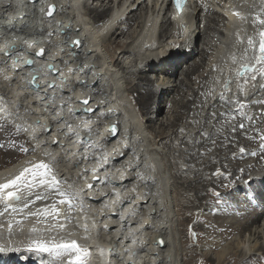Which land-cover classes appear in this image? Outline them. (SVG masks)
<instances>
[{"label": "bare ground", "instance_id": "bare-ground-1", "mask_svg": "<svg viewBox=\"0 0 264 264\" xmlns=\"http://www.w3.org/2000/svg\"><path fill=\"white\" fill-rule=\"evenodd\" d=\"M84 1L0 0V116L33 149L16 162V152L0 159V183L43 162L65 193L37 181L20 188V200L0 201V257L79 238L88 264H264V64L254 67L264 0H207L178 17L161 14L165 0ZM184 22L188 38L171 52ZM242 68L258 79L238 82ZM155 70L162 74L153 79ZM2 145L0 153L11 147ZM52 206L65 207L72 224L62 227ZM186 211L199 239L189 250L180 248Z\"/></svg>", "mask_w": 264, "mask_h": 264}, {"label": "snow or ice", "instance_id": "snow-or-ice-1", "mask_svg": "<svg viewBox=\"0 0 264 264\" xmlns=\"http://www.w3.org/2000/svg\"><path fill=\"white\" fill-rule=\"evenodd\" d=\"M33 2H35V0H33ZM185 0H174L175 6L177 8L178 11L181 10L182 5L184 4ZM55 12V5H50L48 10H47V15L49 17H52L54 15ZM237 15H239V13H236ZM259 23L261 25H264V19H260ZM260 36V40H259V55L255 57L256 59V63L257 64H264V31H261L259 33ZM248 44L252 45L253 41L251 39L248 40ZM45 52L44 49H40V51L38 53H36V55H43ZM5 55H8L7 52H5ZM248 69L245 68V71H247ZM252 71L256 72V71H260L257 70L255 68L252 69ZM260 75L262 77H264V71H260ZM253 80L257 79V76H253L252 77ZM227 86V84H226ZM48 87L50 88H55L56 86L54 84H49ZM82 103L84 104H88V100L85 99ZM237 103H240L239 101H237ZM257 103H260V101H257ZM245 105L244 103H240V107L243 108ZM88 111H93L92 109H88ZM215 115V114H213ZM70 127V125H69ZM239 127L241 129H243L244 125L240 124ZM235 130V129H233ZM262 140H264V137H261ZM54 143H58V141H53ZM0 147H3L2 144H0ZM262 148H264V144L261 145ZM22 151H27V149H21ZM241 152H244V149L241 148L240 149ZM255 154V153H253ZM49 172H50V168L49 165L43 162H40L36 165H34L31 168H24L18 176H16L14 179L8 181L7 183H0V199H4V200H12V199H16V200H20L21 197L17 194L18 191L20 190V188L22 186L27 187V188H31L33 186V183L37 182L40 185H46L52 189L57 190L58 194L60 196H64L65 193L61 190H59L58 185H59V181L56 179V177L53 175L51 177V179H49ZM31 175V181L28 180V175ZM219 174V173H217ZM89 188L92 187L91 184L88 185ZM8 189H16L15 191L13 190H8ZM5 190H8L5 194ZM212 194L214 196L219 197L220 193L216 192L214 189L211 190ZM37 199H42L41 196H37ZM60 203H65L64 200H60ZM25 207H27V203H25ZM53 212L56 211L55 206H53ZM69 211H71V209H69ZM46 214H51V213H46ZM33 231H35V229H33ZM193 236H195V233H192ZM36 247L39 251L41 252H49V253H54L55 255L59 256L61 255L62 252H68V251H74L77 253V255L75 256V261H72L71 259L68 261V264H84V257L87 256L89 254L88 250L86 249H81L76 241H71L70 243H62V244H53L51 246L43 243V242H36ZM3 248H0V251H3Z\"/></svg>", "mask_w": 264, "mask_h": 264}, {"label": "rangeland", "instance_id": "rangeland-1", "mask_svg": "<svg viewBox=\"0 0 264 264\" xmlns=\"http://www.w3.org/2000/svg\"><path fill=\"white\" fill-rule=\"evenodd\" d=\"M90 2V1H89ZM80 7V6H79ZM79 10H81L80 8H79ZM122 60H126L125 59V55L122 57ZM187 61V59H183L182 61H181V64H183L184 62H186ZM120 63L122 64V61H120ZM184 65L185 64H183V67H184ZM255 66H258V64L256 63L255 65H254V67ZM245 73L246 72H244L243 71V68L242 69H240L239 71H238V73H237V75H238V77H240V80H238V82H240V81H242L243 79H245V82L246 83H248V84H251V83H253V79H252V77H250V76H248L247 78L245 77ZM152 75L154 76L155 75V72L154 73H152ZM152 75L150 74V76L152 77ZM245 77V78H244ZM153 78V77H152ZM258 79V78H257ZM258 81V80H257ZM243 90L244 91H249V89L248 88H243ZM248 93V92H247ZM245 98V97H244ZM247 98H249V94H246V99ZM137 100H138V102H140L141 101V97H137ZM147 113H149V114H151V112H147ZM0 119H2L1 121H0V144H5V143H7V146H8V143H9V145L11 146L9 149H5V150H3L1 153H0V159H3V158H5V156H7L8 154H10V153H13V152H16V154H17V156L14 158V159H12V160H10L9 162H16L17 160H19L20 158H22V157H24V156H26V155H28L29 154V152H31L33 149L32 148H29V141H28V139H26L27 137L24 135L25 133L21 130V127H16V126H14V124H11V121H9V120H6V119H4V118H1L0 117ZM5 122H9V124L8 123H5ZM13 125V126H12ZM24 133V134H23ZM264 141V140H263ZM263 144V143H262ZM262 144H260V145H258V147H259V149L260 150H262V147H261V145ZM162 147L164 148V150H166L167 151V149L162 145ZM21 149H27V151H22ZM239 152V151H238ZM18 157V158H17ZM17 158V159H16ZM6 159H8V158H6ZM247 159H249L248 161H250V158H247ZM52 175V173H51V171L49 172V176H51ZM219 175H220V173L219 174H215L214 175V177H216V178H218L219 177ZM258 184L259 185H262V184H264V182L263 183H259L258 182ZM180 188H183V186L182 187H180ZM212 190V189H211ZM209 191L210 193H212V191ZM247 190V188H238V189H236V192L238 193V194H243L245 191ZM252 195V194H251ZM0 201L2 202L3 201V203H5V201H7V200H4V199H0ZM178 204H179V206H181V208L184 210L186 207H187V205L185 204V203H183V202H180L179 203V201H178ZM78 206H80V205H78ZM210 208V209H212L213 207H214V204L213 203H209V204H207V206H205V208ZM79 208H82V210H83V206L81 205ZM205 208H204V211H203V213L205 212ZM53 209V206L52 207H50V210L51 211H53L52 210ZM214 209V208H213ZM26 210V209H25ZM23 211V212H21L19 215H22V214H24V212H27V211ZM50 212V211H49ZM56 215L58 216L57 218H58V220H60L59 222H62L63 224V226L62 227H64V226H67L69 223H71L72 224V222L70 221L71 220V218L69 217V216H64L65 214L67 215L68 214V210H66V208L65 207H63L62 209H60V208H57L56 209ZM85 213V212H84ZM202 213V212H201ZM54 216H55V213H52ZM188 214V215H187ZM189 211H186V212H184L183 213V215L181 216V221L184 223V228H183V241H184V243L186 244H180V248H181V246L182 247H184V249L185 250H189V249H192V248H194L196 245H198L199 244V239H198V230L197 229H195L194 227H193V224L196 222L195 221V218H193V217H189ZM26 218V217H25ZM27 218H36L34 215H33V217H27ZM56 218V217H55ZM92 219V217L91 216H89L88 218H87V216L84 218V221L83 222H87L88 220L90 221V219ZM23 220V219H22ZM22 220H20V221H18V222H14L12 219H11V217H10V222L11 223H20ZM69 220V221H68ZM86 220V221H85ZM68 221V222H67ZM67 222V223H66ZM88 223V222H87ZM82 227V226H81ZM185 229H186V234H185ZM192 233H195V236H193L192 235ZM197 234V235H196ZM85 238V237H84ZM262 241H264V239H262ZM77 243H78V246L82 249V247H86L87 245H85L86 244V241H84V240H79V238H78V240L76 241ZM253 244V243H252ZM248 246H249V243H244L243 244V247L245 248H248ZM253 246V245H252ZM87 248V247H86ZM245 248V249H246ZM254 248V247H253ZM251 251H249V253H250ZM62 254H63V257L65 258V257H68V255L69 254H72V255H74V254H77L76 252H74V251H68V252H62ZM89 254H90V251H89ZM190 254L191 253H185V257H184V259H183V257H180V259L182 260V263L184 262V260H186V261H190V259H191V256H190ZM68 261V260H67ZM88 262V257L87 258H85L84 259V264H88L87 263ZM187 264H190V263H188L187 262Z\"/></svg>", "mask_w": 264, "mask_h": 264}, {"label": "clouds", "instance_id": "clouds-1", "mask_svg": "<svg viewBox=\"0 0 264 264\" xmlns=\"http://www.w3.org/2000/svg\"><path fill=\"white\" fill-rule=\"evenodd\" d=\"M2 1H3V0H2ZM5 1H6V0H5ZM204 2H205V4H208V1H207V0H204ZM87 3H88V0H85V1L82 3L81 6H84V7H85V4H87ZM205 4H204V5H205ZM202 5H203V4L198 3V4L196 5V8H195V9H199ZM111 7H112L113 9H116V8H114L115 6H111ZM166 10H167L166 8H163V7H162V9H161V14L165 13ZM170 10H171V14L174 15V17H178L177 14H176V12H175L173 9H170ZM192 10H194V9H192ZM148 11H149V13H151V9H149ZM188 22L190 23V21H188ZM188 22H187V25L181 24V29H180V31H181L182 33L186 34V36L184 37V39L181 38L180 40H178V41H180V42H181V41H186L187 38H188V34H189L190 31H185L186 28H189V23H188ZM1 52H2L3 54H5V52H9V51H8V50H5V47H4L3 49H1ZM127 55H128V54H127ZM160 55H162V53H161V52H160V53L158 52V53H157V57L160 56ZM29 58H31V57L27 56V58H26V65H27V66H29V64H28V59H29ZM184 63H186V62H184ZM184 63H183V64H184ZM40 65H41L42 67L45 66V64H43V63L40 64ZM182 66H183V65H182ZM37 68H38V67H37ZM39 69H40V68H39ZM154 72H155V71H154ZM154 72H153V73H154ZM62 73H63V72H62ZM156 73H157V72H156ZM156 73H155L154 76H152L153 79H155V78L157 77V76H156V75H157ZM151 75H152V74H151ZM222 84H225V83H221V84H220L221 89H222ZM228 90H229V91L231 90L230 87H229ZM0 117H1V118H4V119H6V120H9V118H8L6 115H3V114H2ZM9 121H10V120H9ZM11 124H14V126H16V127L18 128V125H17L16 123H14L13 121H11ZM113 124H114V123H113ZM113 124H112V125H113ZM117 125H118V124H117ZM18 129H19V128H18ZM118 132L120 133V130H119ZM96 135H97V131H95V132L93 133V137L96 136ZM114 158H116V157H114ZM110 162H111V161H110ZM110 162L107 163L106 166H109V165L114 164V163H110ZM108 228H110V227H108ZM106 245L109 246L108 251L111 252V246L108 245V244H106Z\"/></svg>", "mask_w": 264, "mask_h": 264}, {"label": "water", "instance_id": "water-1", "mask_svg": "<svg viewBox=\"0 0 264 264\" xmlns=\"http://www.w3.org/2000/svg\"><path fill=\"white\" fill-rule=\"evenodd\" d=\"M7 53L9 54V52H7ZM28 64H29V66H32V65L34 64V59H33V58H29V59H28ZM51 84H54V82H51ZM224 87H228V85L226 86V84H225ZM92 112H93V111H92ZM113 127H114L115 130H117V131L120 130V127H119V125H117V123H114V124H113ZM95 179H96V181L99 180V178H96V177H95Z\"/></svg>", "mask_w": 264, "mask_h": 264}]
</instances>
